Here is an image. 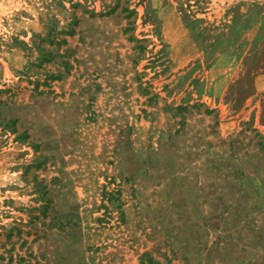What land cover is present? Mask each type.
<instances>
[{
    "label": "rangeland",
    "instance_id": "1",
    "mask_svg": "<svg viewBox=\"0 0 264 264\" xmlns=\"http://www.w3.org/2000/svg\"><path fill=\"white\" fill-rule=\"evenodd\" d=\"M143 254L264 264V0H0V264Z\"/></svg>",
    "mask_w": 264,
    "mask_h": 264
},
{
    "label": "trees",
    "instance_id": "2",
    "mask_svg": "<svg viewBox=\"0 0 264 264\" xmlns=\"http://www.w3.org/2000/svg\"><path fill=\"white\" fill-rule=\"evenodd\" d=\"M179 109H182V108H179ZM139 264H160V263L154 260L152 257L143 254V256L139 260Z\"/></svg>",
    "mask_w": 264,
    "mask_h": 264
}]
</instances>
